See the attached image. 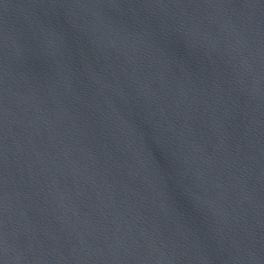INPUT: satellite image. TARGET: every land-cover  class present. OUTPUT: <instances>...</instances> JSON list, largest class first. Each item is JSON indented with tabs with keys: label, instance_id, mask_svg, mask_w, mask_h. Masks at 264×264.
<instances>
[{
	"label": "water",
	"instance_id": "obj_1",
	"mask_svg": "<svg viewBox=\"0 0 264 264\" xmlns=\"http://www.w3.org/2000/svg\"><path fill=\"white\" fill-rule=\"evenodd\" d=\"M0 264H264V0H0Z\"/></svg>",
	"mask_w": 264,
	"mask_h": 264
}]
</instances>
